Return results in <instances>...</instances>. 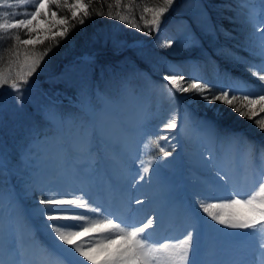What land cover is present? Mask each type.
<instances>
[{
    "label": "snow or ice",
    "instance_id": "snow-or-ice-1",
    "mask_svg": "<svg viewBox=\"0 0 264 264\" xmlns=\"http://www.w3.org/2000/svg\"><path fill=\"white\" fill-rule=\"evenodd\" d=\"M115 3L119 8L122 0H115ZM175 3L176 0H163L160 6L144 5L139 15L143 24L134 15L130 18L119 11L115 16L109 11L107 16L143 34L151 35L155 31L159 35L162 18ZM21 7L30 10L10 11ZM127 7L132 12L134 5ZM0 9H4L0 12V34L11 41L6 47L7 59L0 57L6 64L5 68H0V90H10L17 102H21L25 93L31 91L35 82L32 78L41 69L52 46L67 39L77 25L83 26L86 19L91 18L90 10L85 0H0ZM62 12L64 14H60ZM202 17V30L215 38L216 26L206 12ZM248 23L254 31L240 47L253 59L231 52L227 58L250 72L254 83L223 73L216 85L219 91L213 92L203 78L189 77L178 66L164 61L166 74L161 79L165 83L157 85L164 98L175 104L178 95L183 98L186 94H194L206 105L221 104L230 108L264 132V26H260L264 25V17L257 19L255 10L250 9ZM220 31L232 38L222 27ZM21 32L26 38H22ZM135 43L142 46L139 41ZM172 43L169 41L164 46L171 47ZM195 43L193 39L192 44ZM37 46L44 50L37 51ZM86 59L91 61L92 58ZM108 104L102 93L97 94L96 103L82 96L79 112L66 116L53 103L45 109V120L54 138H62L65 127L78 122L81 141L74 146L76 159L92 158L96 150L95 133L99 131L108 142L102 123ZM158 117V112L149 110L137 125L136 149L125 156L122 167L113 169L110 183L99 195L91 184L89 172L76 164L71 166L74 179L62 172L53 173L47 179L39 172L33 174L25 189L26 195L34 201L30 215L39 221L50 243L37 245L39 257L18 260L15 264H200L191 258L198 247V224L227 236L254 238L264 256V146L241 133L222 130L215 121L196 117L187 108L182 114L174 111L163 123L153 127L152 121ZM192 128L217 141L240 145L244 154L253 158L249 184L247 188H240L228 171L213 167L214 157L202 155L207 178L193 186L190 206L183 209L189 222L187 228L179 237L170 235L156 239L162 215L153 207L149 190L160 180L161 168L168 167L165 161L174 159L177 145L188 140ZM34 131L39 134L38 129ZM150 144L158 150L157 156L146 151ZM126 174L131 178L127 179ZM133 191L139 195L129 196ZM10 231L15 239L11 226ZM16 251L15 244H11L9 252Z\"/></svg>",
    "mask_w": 264,
    "mask_h": 264
},
{
    "label": "rangeland",
    "instance_id": "rangeland-1",
    "mask_svg": "<svg viewBox=\"0 0 264 264\" xmlns=\"http://www.w3.org/2000/svg\"><path fill=\"white\" fill-rule=\"evenodd\" d=\"M209 3L207 0H187L180 11L163 20L164 25L161 26L159 35L157 34L152 39V44L148 46L143 44L141 48L133 47L141 59L139 56L125 55L119 59L114 68L107 65L104 69L102 66L96 65L97 61L94 60V56H100L99 53L93 51H79L78 53V51L70 49V52L64 55L58 52L53 45L52 51L42 62L41 69H38L32 78L35 82L31 85V91L25 93L21 102H17L15 94L10 90H0V238H3V235H7V233L12 236L10 226L14 228L16 237L19 238L18 232L22 234L20 238L25 236L21 240L24 243H33L38 235V230L41 229L40 223L30 215L34 201L26 195L25 191L26 185L31 181L34 173L39 172L45 178L49 173L63 167L72 174L71 166L73 164L79 168H85L92 176L95 171V169L85 166L87 161L73 160L74 156H77L74 146L78 145L81 140L78 122L66 126L62 138H54V132L45 120V109L51 104L55 103L60 111L68 116L79 112L82 96L92 103L97 102L98 93H102L106 97L109 104L103 113L102 123L108 142L97 131L94 136V147L97 142L101 143L98 137L112 146L111 151L114 155L111 152L106 153V156L100 153L101 155L96 158V160L105 159L107 163L117 154L123 156L126 150L120 149L121 142L119 140L116 142L110 135L129 129L130 132L125 136L124 142L129 143L128 148L131 149L133 143L139 139L136 134L137 125L145 118L149 110L159 114L158 119L152 121L153 127L163 123L174 111H179L182 114L185 108L196 117L213 120L217 123L212 116L216 113L220 114V108L204 104L199 96L186 94L181 98L178 95L175 104L164 98L157 87V85L165 83L161 79L162 75L166 74L164 61L178 66L179 70L189 77L203 78L210 84L213 92L219 91V88L216 87L219 77L223 73H229L223 69V61L227 63V68L246 74L251 81L255 82V78L250 72L240 68L227 57L231 52L248 60L253 59L247 51V54L243 53L244 50L240 46L254 31L253 26L248 23L249 10H255L257 19L264 17V0H232L229 12L226 14L230 24L225 26L210 15L208 12ZM28 10L30 8L21 7L10 11L23 13ZM2 11L4 9H0V12ZM203 12L207 13L211 23L217 28L215 38L205 34L202 30ZM221 27L231 33L232 38L224 35L220 31ZM2 38L3 35L0 34V41ZM193 39L196 40L194 45L192 44ZM169 41H173L171 47H165L164 45ZM151 45H154L153 48ZM238 48L242 50L243 54L238 51ZM124 50H126L125 47L122 48V51ZM87 57H91V61L86 59ZM202 60L204 63H201ZM201 65L203 66L200 68ZM5 67L6 65H0V68ZM186 67H188L187 70ZM251 81L249 82L252 83ZM226 82L224 81V83ZM133 109L136 110V113L134 111L132 115L121 116L123 113L130 114ZM116 116L121 122L116 120ZM249 126L250 128L256 127L252 122L249 123ZM36 129L39 130L38 135L34 131ZM195 129L192 128L190 133ZM229 132L240 133L237 128L230 129ZM190 133L186 141L187 148L183 151L184 157H187L194 149H201L199 143L197 144V138L203 140L201 146L204 148L206 144L204 137H209L200 131L197 133V137L191 136ZM96 137L98 138L97 142ZM152 138L154 139V137ZM247 138L253 141L250 137L247 136ZM211 140L209 156L214 157L213 167H222L225 163V170L231 177L242 182L241 188H247L252 174L253 158L246 156L240 145L228 144L213 138ZM164 143L161 141V144ZM259 145L264 146L262 142ZM146 151L151 156L158 155V150L151 144ZM179 152L180 145H177V153ZM177 153H173L174 159L168 158L165 161L168 167L161 168L160 181L167 182L169 181L167 177H172L170 178L172 182H178L180 190L177 194L185 206L187 197L183 191V184L179 183L180 153ZM145 158L147 159V157ZM200 169V174L207 178V170ZM201 175L196 174L198 178ZM91 184L93 187L99 188L102 185V180L101 178L96 182L92 180ZM166 208L172 210L173 206L167 204ZM182 210L180 208L176 213L180 219L184 218ZM188 223L184 219L183 223L174 227L164 221L157 230L155 238L159 239L170 235L179 237L187 228ZM197 232L199 233L197 236L198 247L193 256L198 255L203 249L207 254L208 264H229L232 261L240 262V264H264L262 250L254 238L243 235L227 236L213 232L199 224ZM42 233L44 235V232ZM46 238L49 240L48 237ZM41 241L43 242V240ZM207 243L212 247L208 251L204 247L209 245ZM18 250L22 251V248L18 247ZM9 255L16 261L22 258L21 261L25 260L24 256L17 258L10 253ZM27 256L28 259H31L29 252H27ZM6 260L3 263H7Z\"/></svg>",
    "mask_w": 264,
    "mask_h": 264
},
{
    "label": "trees",
    "instance_id": "trees-1",
    "mask_svg": "<svg viewBox=\"0 0 264 264\" xmlns=\"http://www.w3.org/2000/svg\"><path fill=\"white\" fill-rule=\"evenodd\" d=\"M207 1L208 3L210 2L208 7L210 15L218 22L221 21L223 26L230 24V20L226 14L229 12L228 9L231 7L232 0ZM186 2L187 0H176V3L172 6L170 11L162 18V25H164L163 20L174 16V14L180 11V8ZM85 3L89 6L91 18L86 19L83 26L77 25L74 30L70 32L67 39L60 41L59 45L55 46L58 52L64 55L70 52V49H74L78 51V53L79 51H93L100 54V56H94V60L97 61L96 65L102 66L104 69H106L105 67L107 65L114 68V65L119 61V59L125 55H130L132 57L139 56L136 53V49L133 48L136 46L135 42L139 41L141 42V45L144 44V46H148L152 44V39L157 35L155 31L152 32L151 35L138 32L120 21L109 19L107 13L111 11L115 16L119 11L121 14L127 15L130 18L134 15L137 21L143 24V21H139V15L141 14L143 6H160L162 5L163 0H122V4L119 8H117L115 0H85ZM129 4L134 5L132 12H130L127 7ZM223 5H229L230 7L225 8ZM101 13L104 15L101 16ZM60 14L64 13L62 12ZM20 34L22 38H25L23 32ZM10 44L11 41L7 40L6 37H3L0 41V57H3L5 60L9 55L6 51V47L10 46ZM151 46V48H153L154 45ZM124 47L126 50L122 51V48ZM136 47L141 48V46ZM38 50H43V47L37 46V51ZM238 51L242 53V50L239 48ZM243 53L247 54L246 51ZM139 58L141 59L140 56ZM201 63H204V61L202 60ZM0 65L6 64L3 60H0ZM203 65H201L200 68ZM227 66V63L223 61V69L227 70L233 77H239L241 80L247 82L251 81L248 75L229 69ZM185 69L187 70L188 67ZM251 82L254 83L253 81ZM215 106L220 108L221 113H216L214 116L210 113V115L214 117L213 119L217 121L220 128L224 130L237 128L241 134L245 137H250L257 145H259V143L261 144V142L264 144V132H260L257 127L250 128L249 126V123H253V121L239 117L230 108L221 104H216Z\"/></svg>",
    "mask_w": 264,
    "mask_h": 264
},
{
    "label": "bare ground",
    "instance_id": "bare-ground-1",
    "mask_svg": "<svg viewBox=\"0 0 264 264\" xmlns=\"http://www.w3.org/2000/svg\"><path fill=\"white\" fill-rule=\"evenodd\" d=\"M134 111L136 113V110L133 109L132 111H130V114L129 113H123V114H121V116H124L125 114L132 115L134 113ZM115 118L117 121L121 122L118 116H116ZM129 132H130L129 129L128 130L124 129V131H122V132L119 131V132H116L115 135L114 134L110 135V137L112 139H114L116 142H117V140H119V142H121L119 144L120 149L121 148L126 149L125 154H123V156L117 154L116 157L114 156V159H111L107 163L105 162V159L96 160V158H98L101 154L106 156V153H109V152L112 153V151H111L112 146L109 143H105L104 140H102L100 137H98V138H99V140H101V143L97 142L98 138L96 137V142H97L96 147H95L96 150L93 153V157L88 158L87 156H85L82 159L84 161H87L86 162L87 164L85 165L87 168L95 169V171H93V176L91 175V181L93 180L96 182L100 178L102 180L101 187L100 186H99V188L94 187L96 189V192L98 195L110 183L111 173H112L113 169L116 168L117 166L122 167V162L125 158V155H127L130 152H133L134 148L136 149V147H137V142H135L132 145L133 147L131 149H129L128 148L129 143L127 144L124 142L125 136L127 134H129ZM198 132H199V130L195 129V130H192V132L190 134H191V136L197 137ZM204 138L206 140L205 147L202 148V146H201V143L203 142V140H200L199 138H197V144L199 143L198 145H200L201 149H199V150H196V149L193 150L192 149L193 152H191V153L189 152L190 154L187 157H184V152H183L187 148V142H184L183 144L180 145V152H179L180 153V156H179L180 164L178 165V170L181 173L179 175L180 176L179 183L183 184V186H184L183 191H184V193H186L187 202H185V206L183 204V200L177 194L180 190L178 187V182H176V181L172 182L170 179L172 177H167L169 179V181H167V182H165V181L161 182L159 180V182L157 184L154 183L153 186L151 187V189L149 190V195L153 199V207L157 208L162 215V220H161L160 224L165 221L168 224L175 227V225L183 223V220L185 219L184 211L182 210V215L184 216V218H181V219L176 214L177 211L180 208L184 209L185 207H187V205L190 206L189 197L192 194L193 186L203 182L206 179L204 176H202L200 174L199 169L204 168L202 161H201V156L202 155L205 157L209 156V152H210L211 146H212V140H211L212 138L206 137V136ZM76 157L77 156H74L73 160L77 161ZM195 165H197L198 167ZM225 166H226L225 163H223L222 168L226 169ZM200 171H201V169H200ZM58 172H62L64 175L68 176L70 179H74L72 177V174H70L68 172V170L63 168V167L59 168V170H57V171H53L52 173H49V175L45 178H50L53 173H58ZM196 174L201 175V177L198 178L196 176ZM126 175H127V179L131 178L130 174H126ZM172 176H174V175H172ZM161 177H162V174H161L160 178ZM234 181L241 188L240 184H242V182H239L238 180H234ZM132 195H139V194L135 193L133 191V192L129 193V196H132ZM141 198H143V197H141ZM174 198H177L178 200L174 199ZM167 204L172 205L173 209L168 210V208H166ZM180 212H181V210H180ZM40 230L41 229L38 230L39 231L38 235L35 237V239L33 241L34 244L33 243L28 244L27 242L24 243V241L22 242L21 240H23L24 239L23 237H25V236L20 238V235H22V234L19 232L17 233V234H19V238L16 237V234H15V239H13V235L9 236L8 233H7V235L4 233L5 235H3V238H0V249H1L0 264H15L16 260L12 259L9 255V253H10L9 247L13 243L15 244L17 251L10 253V254L17 256V258L18 257L22 258L24 256L25 260H27L28 259L27 252H29V255H31V258L34 256L39 257L40 256V250L37 247V245H39V244L47 245L50 243L49 240H47V238H46V237H48L47 234L44 233V235H43V233ZM44 236H46V237H44ZM41 240H43V242ZM38 242H40V243H38ZM207 244H209V243H207ZM18 247H21L22 251H19ZM204 247H206L205 248L206 251L212 249L211 244L206 245ZM206 256H207L206 252L202 249V251L199 252L198 255L192 256L191 258L194 262L198 261V262H200V264H208V259L206 258ZM22 259H20V261ZM4 260H6L7 263H3ZM209 260H210V258H209Z\"/></svg>",
    "mask_w": 264,
    "mask_h": 264
}]
</instances>
